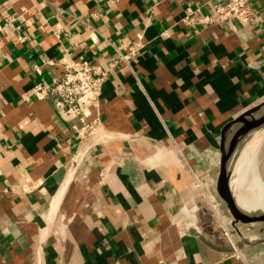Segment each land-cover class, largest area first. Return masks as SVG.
Returning a JSON list of instances; mask_svg holds the SVG:
<instances>
[{
  "label": "crops",
  "instance_id": "crops-1",
  "mask_svg": "<svg viewBox=\"0 0 264 264\" xmlns=\"http://www.w3.org/2000/svg\"><path fill=\"white\" fill-rule=\"evenodd\" d=\"M225 1L0 0V264H251L189 233L228 246L221 133L264 101V0L232 26ZM67 55L105 72L94 143L30 95Z\"/></svg>",
  "mask_w": 264,
  "mask_h": 264
},
{
  "label": "built area",
  "instance_id": "built-area-1",
  "mask_svg": "<svg viewBox=\"0 0 264 264\" xmlns=\"http://www.w3.org/2000/svg\"><path fill=\"white\" fill-rule=\"evenodd\" d=\"M216 23L253 25L258 18L252 0H226L214 5ZM8 20H6L7 22ZM8 24V23H7ZM105 72L89 59L67 55L63 71L50 84L37 83L30 90L31 98L50 102L57 111L66 112L79 120L76 140L90 143L101 140L95 133V121H88L90 111L97 109Z\"/></svg>",
  "mask_w": 264,
  "mask_h": 264
},
{
  "label": "water",
  "instance_id": "water-1",
  "mask_svg": "<svg viewBox=\"0 0 264 264\" xmlns=\"http://www.w3.org/2000/svg\"><path fill=\"white\" fill-rule=\"evenodd\" d=\"M264 123V101L256 105L255 107L245 111L235 119L228 122L222 129L221 139L219 143V158L217 163V175L215 180V190L218 201L222 210L227 214L233 226L243 225L247 226L249 229H254L260 226L259 231L264 230V212H258L255 210L253 216L245 217L239 215L237 211L232 207L229 202L226 188H225V167L227 160V146L234 137L240 136L242 133L246 132L248 129L254 128L260 124ZM74 169L71 166V171ZM189 233L200 240L210 249L217 252H231V246H223L213 243L208 240L203 234H201L197 229H189Z\"/></svg>",
  "mask_w": 264,
  "mask_h": 264
},
{
  "label": "bare ground",
  "instance_id": "bare-ground-1",
  "mask_svg": "<svg viewBox=\"0 0 264 264\" xmlns=\"http://www.w3.org/2000/svg\"><path fill=\"white\" fill-rule=\"evenodd\" d=\"M263 137L264 123L254 128L248 129L240 136L234 137V139L231 140L227 146V160L225 167L226 193L232 207L239 215L245 217L253 216V212L258 208L264 209V202H262L261 199L257 197V194L253 191L254 187H252L254 184H256V177L259 178L258 174L254 171V167H252V163L257 154L258 142L262 141ZM255 141L258 142L256 143ZM240 161L241 164L243 163L241 165L243 169V177L245 181L250 182V186L252 187L251 193L254 194L250 197L247 195V193L239 191L232 183H230L235 175L234 171ZM257 235H253L254 237L248 238L249 241L252 242L257 240Z\"/></svg>",
  "mask_w": 264,
  "mask_h": 264
},
{
  "label": "rangeland",
  "instance_id": "rangeland-1",
  "mask_svg": "<svg viewBox=\"0 0 264 264\" xmlns=\"http://www.w3.org/2000/svg\"><path fill=\"white\" fill-rule=\"evenodd\" d=\"M258 141L255 142L257 143ZM257 146V154L252 163V167H254L255 173L258 174L260 179L256 177V184H254L252 187H254L253 191L257 194V197H259L261 201L264 202V137L262 141L258 142ZM235 171L236 172L233 178L237 180L236 188L239 191L247 193L249 197L253 196L254 194L251 193L252 187L250 186V182L245 181L243 177L242 167H237ZM257 211L264 212V209L258 208ZM221 217L224 219V223L218 224L213 222V225L215 226L214 231L219 235V240L221 242L227 244L228 246H236V251H234L232 256L238 258L239 255L236 253L242 255V250H245L247 255L251 254L254 256V260H252L251 264H264V230L259 231L260 226H257L254 229H249L247 226L243 225H238L237 227L233 226L231 220L225 212H221ZM253 235H257L258 239L250 242L248 238L254 237Z\"/></svg>",
  "mask_w": 264,
  "mask_h": 264
}]
</instances>
